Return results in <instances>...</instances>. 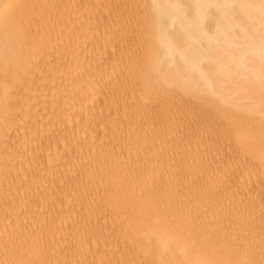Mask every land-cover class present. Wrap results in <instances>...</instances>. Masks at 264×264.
<instances>
[{"label":"rangeland","instance_id":"1","mask_svg":"<svg viewBox=\"0 0 264 264\" xmlns=\"http://www.w3.org/2000/svg\"><path fill=\"white\" fill-rule=\"evenodd\" d=\"M34 2L59 68L0 94V264H264V0Z\"/></svg>","mask_w":264,"mask_h":264},{"label":"bare ground","instance_id":"2","mask_svg":"<svg viewBox=\"0 0 264 264\" xmlns=\"http://www.w3.org/2000/svg\"><path fill=\"white\" fill-rule=\"evenodd\" d=\"M35 0H16L15 2H12V5L13 7H9L11 9L8 10V7L7 9L5 10H8L6 12L2 11L0 15V94L4 93V92H8L7 90L10 88L11 85H13V83H15V81H22V84L26 83V72L28 73H31L33 76H40L39 74H44L43 71L45 70L47 72V70L49 69V72H50V69H52V71H58V67H56L57 69L55 70V68H51V66H56L55 63L53 62L57 60V56L58 54L55 55V51L58 53V51L56 50V48H54V44L52 46V48H54L52 50V48L49 46H47V42L49 41H45V37L50 34V32L48 31L50 28H48V26H51V28L55 27V25L53 26V23H51V25H47V17L46 19L44 18V21L43 19L41 18V14H39L40 12L42 13L41 10H39L40 12H37V9L33 6L34 4H32V2H34ZM120 1V0H119ZM139 1V0H138ZM180 1V0H179ZM234 1V0H233ZM239 1V0H238ZM259 1V0H258ZM257 0H240V7H243V6H248L250 9H251V6H253L256 2H258ZM7 2V1H6ZM23 2L26 4H29L31 3L32 6L31 7H28V5H25L23 4ZM63 2V1H62ZM106 2V5H107V1ZM111 2V1H110ZM35 3V2H34ZM130 3V2H129ZM129 3H127L129 5ZM138 3V2H137ZM49 4V2H48ZM62 4V3H61ZM70 4V2H69ZM131 4V3H130ZM136 4V3H135ZM166 4V3H165ZM184 4V3H183ZM239 4V3H238ZM11 5V6H12ZM138 5V4H137ZM264 5V4H263ZM27 6V7H26ZM122 6V5H121ZM130 6V5H129ZM54 7V6H53ZM67 7V6H66ZM103 7V6H102ZM108 7V6H107ZM132 7V6H131ZM136 7V6H135ZM187 7V5H186ZM0 8H1V5H0ZM57 8V7H56ZM106 7H104L105 9ZM114 8V7H113ZM112 8V9H113ZM119 8V6H118ZM129 8V7H128ZM35 9V11H34ZM50 9V8H49ZM55 9V8H54ZM60 9V8H59ZM97 9V7H96ZM107 9V8H106ZM249 9V10H250ZM34 12V15L31 14V12ZM44 10V8H43ZM58 10V8L56 9ZM68 10V9H67ZM87 10V9H86ZM85 10V11H86ZM254 10V9H253ZM1 11V10H0ZM63 11V10H61ZM61 11H60V14H61ZM98 11V10H97ZM121 11V10H120ZM128 11V10H127ZM140 11V10H139ZM4 12V13H3ZM46 13V11H43ZM57 12V11H56ZM95 12V11H94ZM118 13V11H116ZM150 12V11H149ZM181 12V11H180ZM190 12V11H189ZM235 12V10H234ZM81 13V12H79ZM93 13V12H92ZM101 13V12H100ZM112 13H113V10H112ZM141 13V12H140ZM143 13V12H142ZM251 13H254V12H251ZM47 14V13H46ZM73 14V13H72ZM95 14V13H94ZM152 14V13H151ZM29 15V16H28ZM43 15V13H42ZM99 15V14H98ZM122 15V14H121ZM133 15V14H132ZM213 15V13H212ZM215 15V14H214ZM52 16V15H51ZM60 16V15H59ZM95 16V15H94ZM97 16V15H96ZM116 16V15H115ZM146 16H147V13H146ZM217 16V15H216ZM72 17V16H71ZM69 17V18H71ZM93 17V15L91 16ZM149 17V16H148ZM62 18V17H61ZM117 18V17H116ZM115 18V19H116ZM126 18V16H125ZM142 18V17H141ZM235 18V17H234ZM60 19V18H59ZM89 19V18H88ZM143 19V18H142ZM146 19V18H144ZM143 19V20H144ZM58 20V19H56ZM90 20V19H89ZM99 20V19H97ZM121 20V18H120ZM139 20V19H138ZM149 20V19H148ZM154 20V18H153ZM78 21V20H77ZM88 21V20H87ZM91 21V20H90ZM89 21V22H90ZM96 21V20H95ZM109 21V19H108ZM174 21V20H173ZM52 22V21H51ZM58 22V21H57ZM60 22V21H59ZM58 22V23H59ZM69 22V21H68ZM67 22V23H68ZM71 22V21H70ZM74 22V21H73ZM86 22V21H85ZM131 22V21H129ZM133 22V21H132ZM58 23H57V26H58ZM91 23V22H90ZM151 23V22H150ZM218 23V22H217ZM72 24V23H71ZM101 23L99 22V25ZM109 24V23H108ZM62 26V24H59ZM66 25V24H65ZM88 25V23H87ZM126 25V24H125ZM60 26V28H61ZM92 26H93V23H92ZM102 26V25H101ZM117 26V25H116ZM146 26V25H145ZM70 27V26H69ZM81 27V26H79ZM98 27V26H97ZM125 27V26H124ZM175 27V26H174ZM143 28V26H142ZM202 28V27H201ZM55 28H53L52 30H54ZM58 29H59V26H58ZM66 29V28H65ZM64 29V30H65ZM127 29V28H126ZM51 32L53 33L54 31ZM108 30V28H107ZM140 30V29H139ZM48 31V33H47ZM56 31V30H55ZM72 31V30H71ZM104 31H105V28H104ZM182 31V30H181ZM62 32V31H61ZM110 32V31H109ZM47 33V34H46ZM64 33V31H63ZM108 34V32H107ZM52 35V34H50ZM61 35V33H60ZM73 35V34H72ZM182 35V33H181ZM200 35V34H199ZM43 36V37H42ZM74 36V35H73ZM109 36V35H107ZM117 36V35H116ZM42 37L44 39V41L46 43H43L44 41H40L42 42L41 45L40 42L37 43L35 42V44L33 43L35 41V39L37 38L36 41H38V39ZM48 37V36H47ZM46 37V38H47ZM57 37V36H56ZM65 37V35H64ZM72 37V36H71ZM111 37V36H110ZM202 37V36H201ZM42 38H40L42 40ZM53 38V36H52ZM59 38V37H58ZM112 38V37H111ZM178 38V37H177ZM182 39V38H181ZM179 40V39H178ZM53 41V39H52ZM50 41V44H52ZM56 41V40H55ZM63 41H66L63 40ZM71 41V40H69ZM204 41V40H203ZM210 41V39H209ZM58 42V40H57ZM205 42V41H204ZM54 43V42H53ZM69 44V42H67ZM66 43V44H67ZM106 43V42H105ZM45 47L44 48V46ZM58 44V43H57ZM96 44V43H95ZM201 44V43H200ZM206 43H204V46H205ZM63 45V44H62ZM58 46V45H56ZM68 46V45H67ZM106 46V44H105ZM217 46V44H216ZM61 47V46H60ZM59 47V48H60ZM66 47V46H65ZM215 47V46H214ZM69 48V47H68ZM209 48V47H208ZM207 48V49H208ZM55 50V51H54ZM67 50V49H66ZM63 52V51H62ZM66 52V51H65ZM150 52V50H149ZM69 53V52H68ZM99 53V52H98ZM103 53V51H102ZM60 54V53H59ZM75 54V53H74ZM82 56V54H81ZM102 56V55H101ZM158 57V56H157ZM157 57L155 59H157ZM189 57H192L191 55ZM56 58V59H55ZM108 58V57H107ZM59 59V58H58ZM98 60V57L96 58ZM95 59V61H96ZM102 60V59H101ZM104 60V59H103ZM176 60V59H175ZM79 61V60H78ZM51 62L53 64H51ZM72 62H73V59H72ZM71 62V65H67L65 64L66 68L64 67L63 69V72L65 74H67V79H68V75L69 76H72V75H77V74H82L81 72V66L78 65V64H74L76 62ZM57 63V62H56ZM61 63V62H60ZM67 63V62H66ZM80 63V62H78ZM107 63V62H106ZM108 64V63H107ZM113 64V63H112ZM154 64V63H153ZM157 65V64H156ZM148 67V66H146ZM237 68V67H236ZM112 67L110 69V71H112ZM117 69V68H116ZM119 69V67H118ZM116 70V71H120L119 70ZM142 70V69H141ZM152 70V69H151ZM44 71V72H45ZM62 71V70H61ZM115 71V69H114ZM113 71V72H114ZM58 73V72H56ZM116 73V72H115ZM238 73V72H237ZM52 74V73H51ZM64 74V75H65ZM138 74V73H137ZM144 74V73H143ZM146 74V73H145ZM115 75V74H114ZM118 75V74H117ZM115 75V76H117ZM139 75V74H138ZM88 76V75H87ZM92 76V75H91ZM90 76V78H91ZM146 77V75H145ZM240 78L238 79V82L240 81V83H244L246 82V88L249 89V90H254V88H257L259 86H261L263 83H264V76L261 75V74H255L253 77H251V79L248 81L247 80V76L244 75L243 73L239 76ZM108 78V76H107ZM111 78V77H110ZM109 78V79H110ZM147 78V77H146ZM58 79V78H56ZM63 79V77H62ZM70 79V78H69ZM68 79V81H69ZM84 79V78H83ZM89 79V77H88ZM100 79H103V83H105V79L103 77H101ZM121 79V78H120ZM35 80V79H34ZM39 80V79H38ZM47 80V79H46ZM61 80V79H60ZM71 80V79H70ZM82 80V79H81ZM58 81V80H57ZM66 81V80H65ZM76 81V80H75ZM78 81V80H77ZM87 81V80H86ZM105 81V82H104ZM117 81V80H115ZM237 81V80H236ZM39 82V81H38ZM55 82V81H54ZM74 82V80L72 81ZM71 82V83H72ZM112 83V81H110ZM114 82V81H113ZM198 82V81H197ZM62 83H63V80H62ZM67 83V82H66ZM101 83V82H100ZM102 83V84H103ZM118 83V81H117ZM172 83V82H171ZM242 83V84H243ZM21 84V83H20ZM36 84V83H35ZM174 84V83H173ZM213 84V83H212ZM69 85V83H68ZM114 85V84H113ZM117 84H115L116 86ZM22 86V85H21ZM20 87V86H19ZM26 88V85L24 86ZM24 88V89H25ZM23 89V88H22ZM38 92V91H37ZM147 92V91H146ZM15 93V92H13ZM15 96V95H14ZM255 101H264V98H254ZM239 105V104H238ZM237 105V106H238ZM240 106V105H239ZM14 107V103H3V104H0V123L4 121V117L2 116L1 113L7 111L8 109L11 110L12 108ZM18 107V106H17ZM204 107V106H203ZM233 107V106H231ZM234 108V107H233ZM212 111V110H211ZM125 114H126V111H125ZM223 115V114H222ZM78 118V117H77ZM16 119V118H15ZM81 119V118H80ZM14 120V119H13ZM84 120V119H83ZM18 122V121H17ZM80 122V121H79ZM242 122V121H241ZM240 122V123H241ZM239 122L236 124H240ZM246 123V122H245ZM86 124V123H85ZM242 125V124H240ZM8 126V125H7ZM87 126V125H86ZM238 126V125H237ZM69 128V127H67ZM240 128V126H239ZM241 129V128H240ZM31 130V129H30ZM244 130V128H243ZM1 131H2V128H1ZM241 131V130H240ZM57 133H59L57 131ZM163 133V132H162ZM62 134V132H61ZM60 135V134H59ZM254 138V136H253ZM74 139V138H73ZM71 143V142H70ZM76 143V142H75ZM80 143V142H79ZM242 145H243V148L245 149V151L249 154H253L255 155L256 157H258V159H260V161L264 162V150H261L259 148V142H254V141H251V140H248V143H244L243 141L241 142ZM84 144V143H83ZM64 145V144H63ZM67 146V145H66ZM262 146V145H261ZM26 147V145H25ZM76 147V146H75ZM86 159V158H85ZM86 161V160H85ZM25 162V161H24ZM30 164V162H29ZM88 164V163H87ZM31 166V164H30ZM28 166V167H30ZM234 166V165H233ZM235 167V166H234ZM238 168V166H237ZM230 169V168H229ZM249 169V168H248ZM252 170V169H251ZM149 171V170H148ZM150 172V171H149ZM154 170H153V175H154ZM176 172V170H175ZM249 172V170H248ZM251 172V171H250ZM152 173L150 172V175ZM249 175V174H248ZM253 175V173L251 174ZM247 176V175H246ZM256 176V174H255ZM254 176V177H255ZM261 176V175H260ZM263 176V175H262ZM149 177V176H148ZM152 177V176H151ZM237 177V176H236ZM187 178V177H186ZM250 178V177H249ZM230 179V178H229ZM233 179V178H232ZM243 179V178H242ZM245 179V178H244ZM259 179V178H258ZM264 179V178H263ZM7 180V179H6ZM193 180V178H192ZM261 180V179H260ZM191 181V180H190ZM232 181V180H231ZM241 181V180H240ZM239 181V182H240ZM252 181V180H251ZM263 181V180H262ZM189 182V181H188ZM193 182V181H192ZM238 182V181H237ZM242 182V181H241ZM244 182V181H243ZM260 182V181H259ZM160 183V182H159ZM154 184V183H153ZM242 184V183H241ZM237 185V184H236ZM253 185V184H252ZM221 186V185H220ZM225 186V185H224ZM235 186V185H234ZM140 187V186H139ZM244 187V186H243ZM251 187V186H250ZM236 188V187H235ZM234 188V190H235ZM238 188V187H237ZM241 188V187H240ZM219 189V188H218ZM225 189V188H224ZM248 189V188H247ZM246 189V190H247ZM256 190V189H255ZM201 191V190H200ZM242 191V190H241ZM197 192V191H196ZM238 192V190H237ZM243 192V191H242ZM250 192V191H249ZM258 192V191H257ZM241 193V192H240ZM255 193V192H254ZM253 193V194H254ZM263 194V192H262ZM197 195V194H196ZM242 195V194H241ZM244 195V194H243ZM247 195V194H245ZM251 195V194H250ZM11 196V195H10ZM255 196V194H254ZM262 196V195H261ZM246 197V196H245ZM248 197H249V194H248ZM192 198V197H191ZM257 198V197H256ZM261 198V197H260ZM254 199V198H253ZM191 201V200H190ZM195 201V200H194ZM172 203V201H171ZM193 204V203H192ZM182 208V207H181ZM185 208V207H184ZM21 209V207H20ZM197 209V208H196ZM12 213V211H11ZM233 213V212H232ZM188 214V213H187ZM192 215V214H190ZM209 216V215H208ZM207 216V217H208ZM202 218V217H201ZM203 219V218H202ZM207 219V218H206ZM209 219V217H208ZM78 220V219H77ZM208 221V220H207ZM21 223V221H20ZM213 223V222H212ZM224 223V222H223ZM185 229V228H184ZM10 233V232H9ZM4 236V235H3ZM212 236V235H211ZM10 243V242H9ZM258 243V242H257ZM58 247V246H57ZM243 253V252H242ZM249 253V252H248ZM254 253V252H253ZM254 255V254H253ZM24 256V255H23ZM249 258V256H248ZM259 259V258H258ZM22 260V259H21ZM81 260H82V257H81ZM254 260V259H253ZM257 260V259H256ZM16 262V261H15ZM73 262V261H72ZM78 262V261H77ZM75 264V263H74ZM78 264V263H77ZM94 264V263H93ZM263 264V262H262Z\"/></svg>","mask_w":264,"mask_h":264}]
</instances>
